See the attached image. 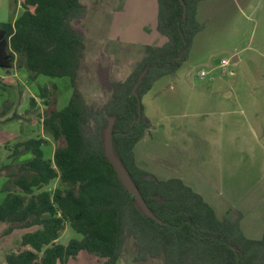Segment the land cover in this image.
Returning a JSON list of instances; mask_svg holds the SVG:
<instances>
[{
	"label": "trees",
	"instance_id": "obj_1",
	"mask_svg": "<svg viewBox=\"0 0 264 264\" xmlns=\"http://www.w3.org/2000/svg\"><path fill=\"white\" fill-rule=\"evenodd\" d=\"M200 1L156 0V31L167 43L144 46L133 71L110 84V97L99 107L89 105L77 85L85 41L73 22L86 16L82 0H22L21 14L0 23V69L16 65L28 71L30 80L68 77L73 89L68 105L46 112L42 123L52 139L63 141L52 158L43 157L44 139L18 145V151L29 150L33 158L18 166V177L7 178L0 222L35 230L22 235L5 264H67L81 251L103 264H117L132 252L136 264H264V234L247 238L240 212L229 210L219 218L181 179H159L134 157L149 123L141 105V120L131 126L137 118L133 86L147 69L136 91L141 101L158 79L180 68L204 28L196 18ZM109 118L114 119L113 152L161 224L141 211L104 156ZM55 180L59 186L46 189ZM66 225L81 238L59 244Z\"/></svg>",
	"mask_w": 264,
	"mask_h": 264
},
{
	"label": "rangeland",
	"instance_id": "obj_2",
	"mask_svg": "<svg viewBox=\"0 0 264 264\" xmlns=\"http://www.w3.org/2000/svg\"><path fill=\"white\" fill-rule=\"evenodd\" d=\"M82 2L86 16L73 22L85 41L77 85L84 100L99 107L110 97V84L124 81L133 71L144 46L162 47L167 40L156 31V0ZM21 12L18 0H0V23L13 22ZM197 20L204 28L193 38L187 59L141 99L143 114L151 122L146 133L155 129L147 138L161 140L146 144L159 145L156 151L167 158L162 140L173 144L187 162L169 161L173 166L167 173L184 168L187 181L217 216L240 212L242 232L258 240L264 234V0H206ZM222 60L227 66L222 67ZM200 71L206 72L204 78L198 77ZM72 95L68 77L40 75L30 80L28 71L16 65L10 71L0 69V203L7 178L18 177V166L33 158L29 150L18 151L19 144L44 139L41 150L47 160L63 146L42 123L46 112L63 109ZM137 163L151 174L152 165L159 167L141 153ZM58 186L55 180L46 189ZM9 227L14 228L6 234ZM34 230L0 222V264L22 235ZM73 238L81 236L66 225L57 243L66 245ZM67 264L103 260L81 251ZM117 264H136L133 252Z\"/></svg>",
	"mask_w": 264,
	"mask_h": 264
},
{
	"label": "crops",
	"instance_id": "obj_3",
	"mask_svg": "<svg viewBox=\"0 0 264 264\" xmlns=\"http://www.w3.org/2000/svg\"><path fill=\"white\" fill-rule=\"evenodd\" d=\"M13 2V0H11ZM206 1V0H201L198 4V7H197V18L199 16V13H200V7L202 5V3ZM19 4H21V0H18ZM124 11V9L122 8V12ZM166 39V38H165ZM233 60L235 62L238 61V58L237 57H233ZM148 119V118H147ZM148 121L150 122V120L148 119ZM33 123V121H31ZM151 124V122H150ZM151 127V126H150ZM150 130V133H145V135L143 136V138L136 144V146L134 147V157H135V161L137 163V158H138V155L141 153L143 155V157H149L150 158V161H156V163H158L157 165H159V167L157 166H154L152 165L153 167V172L154 173L153 175H155L157 178L159 179H162V180H166V179H169V178H179L181 179L187 186H192L194 187V184H192L191 181H187V175H186V172H182V170H184V168H179V171L178 170H175L174 171V174H169L167 173V169H169L170 166H173L169 163V161H174V162H179V161H184L187 162V160L181 156L180 154H178V152H176L174 150V147H173V144H171L170 142H168L167 140H162V149L164 151H166L168 153V158L167 157H164L163 155H161L160 153H158L156 150H159L160 147L159 145L156 146L154 144H146V143H151V142H160L161 140L159 138H153L152 140H148L147 136H151V132L154 131L155 129L153 128L152 130L149 128ZM148 130V131H149ZM147 132V131H146ZM142 144V145H141ZM138 164V163H137ZM166 167H164V166ZM139 166V164H138ZM145 170V169H144ZM185 176H184V175ZM164 175H166V178H162ZM192 184V185H190ZM191 188V187H190ZM192 189V188H191ZM197 188L194 187L192 190H194L196 193H198L203 199V195L200 194L198 192V189L196 190ZM207 202V201H206ZM208 203V202H207ZM209 204V203H208ZM213 209L214 207L209 204ZM215 210V209H214ZM216 212V211H215ZM217 214V213H216ZM219 217V216H218ZM221 218V217H219ZM240 228H241V225H240Z\"/></svg>",
	"mask_w": 264,
	"mask_h": 264
},
{
	"label": "water",
	"instance_id": "obj_4",
	"mask_svg": "<svg viewBox=\"0 0 264 264\" xmlns=\"http://www.w3.org/2000/svg\"><path fill=\"white\" fill-rule=\"evenodd\" d=\"M186 14V8L183 5V18L185 17ZM147 69H145L138 77L135 85L133 86L132 89V94L135 95L136 97V103H137V118L135 119V121L132 122L131 126L134 124H137L140 122L141 120V114H142V109H141V101L138 98V94H137V88L142 80V78L144 77V75L146 74ZM8 73V72H7ZM114 125V119L113 118H109L108 119V124L107 127L105 128L104 131V139H103V149H104V156L107 159V161L109 162V164L113 167L118 179L120 180L121 184L123 185L124 189L131 195L134 197V200L136 202V204L138 205V207L141 209V211L149 218H151L152 220L156 221L157 223L161 224L162 222L157 219L149 210V208L147 207L144 199L142 198L141 194L139 193L138 189L136 188L135 184L133 183V181L131 180L130 176L127 174L126 170L123 168V166L121 165V162L119 161V159L115 156L114 152H113V144H112V128Z\"/></svg>",
	"mask_w": 264,
	"mask_h": 264
},
{
	"label": "built area",
	"instance_id": "obj_5",
	"mask_svg": "<svg viewBox=\"0 0 264 264\" xmlns=\"http://www.w3.org/2000/svg\"><path fill=\"white\" fill-rule=\"evenodd\" d=\"M221 65H222V67L227 66V61L222 60V61H221ZM205 76H206V72H204V71H200V72L198 73V77H199V78H204Z\"/></svg>",
	"mask_w": 264,
	"mask_h": 264
},
{
	"label": "flooded vegetation",
	"instance_id": "obj_6",
	"mask_svg": "<svg viewBox=\"0 0 264 264\" xmlns=\"http://www.w3.org/2000/svg\"><path fill=\"white\" fill-rule=\"evenodd\" d=\"M2 264H5V262H4V263H2Z\"/></svg>",
	"mask_w": 264,
	"mask_h": 264
}]
</instances>
